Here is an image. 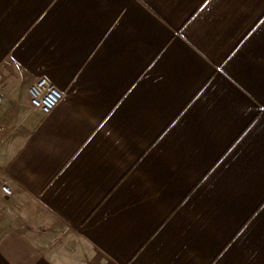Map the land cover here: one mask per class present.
<instances>
[{"label": "crops", "instance_id": "0c3cea01", "mask_svg": "<svg viewBox=\"0 0 264 264\" xmlns=\"http://www.w3.org/2000/svg\"><path fill=\"white\" fill-rule=\"evenodd\" d=\"M0 74V264H264V0H0Z\"/></svg>", "mask_w": 264, "mask_h": 264}, {"label": "built area", "instance_id": "2783aa9c", "mask_svg": "<svg viewBox=\"0 0 264 264\" xmlns=\"http://www.w3.org/2000/svg\"><path fill=\"white\" fill-rule=\"evenodd\" d=\"M3 77L0 74V85ZM31 107L33 110L40 111L44 114H50L63 99L62 92L48 79H39L29 89ZM3 103V94L0 92V106ZM5 134V127L0 120V144ZM2 190L6 194H11V189L4 185Z\"/></svg>", "mask_w": 264, "mask_h": 264}]
</instances>
